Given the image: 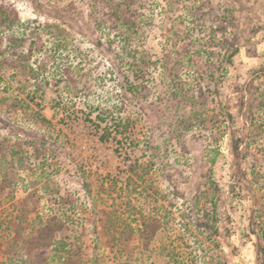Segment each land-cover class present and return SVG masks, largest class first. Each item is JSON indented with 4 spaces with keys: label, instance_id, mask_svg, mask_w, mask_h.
Listing matches in <instances>:
<instances>
[{
    "label": "rangeland",
    "instance_id": "obj_1",
    "mask_svg": "<svg viewBox=\"0 0 264 264\" xmlns=\"http://www.w3.org/2000/svg\"><path fill=\"white\" fill-rule=\"evenodd\" d=\"M113 1L0 0L19 20L0 29V264H65L71 255L77 264H264L253 231L264 210V110L247 117L241 92L264 84L255 76L264 0H210L229 17L224 31L197 17L206 0H130L139 33L128 45ZM224 40L238 50L226 71ZM235 138L247 177L261 172L250 192L233 178ZM211 195L208 238L196 219L213 211ZM108 212L131 236L109 240ZM147 216L158 222L145 242Z\"/></svg>",
    "mask_w": 264,
    "mask_h": 264
},
{
    "label": "trees",
    "instance_id": "obj_2",
    "mask_svg": "<svg viewBox=\"0 0 264 264\" xmlns=\"http://www.w3.org/2000/svg\"><path fill=\"white\" fill-rule=\"evenodd\" d=\"M207 1V7L208 10L207 12L204 14V12H199V15L197 17H200V19H204L206 16L207 18H211L209 21L213 22L216 21L218 22V29L219 30H226L227 29V24L229 22V17L225 14L224 18H221L218 13L214 10V6L210 4V0H206ZM129 3L130 0H120L117 2L113 1V6H112V10H111V14L115 15L116 17V25L117 28H119L122 31L121 34V38L124 40V42L127 43V45L129 44V40L132 38V35L134 33H139V27H137L136 23L134 21L128 20L127 19V11H129ZM112 5V4H111ZM125 6V9H124ZM204 5H200V10L203 9ZM143 15V14H142ZM202 16V17H201ZM228 17V18H227ZM143 21H145V23H148L147 20H144V17L142 18ZM17 23H19V20L17 17L12 16L8 11L4 10L2 7H0V29L3 30V28H7V29H12ZM226 25V26H225ZM133 32V34H132ZM20 38H16V40H11L12 44L17 43V41ZM218 45V44H217ZM218 47H223L224 51H223V58L220 61V68L222 67L225 71V64H230L232 62V58L234 56V54L238 51L236 47L233 46V44L231 42H229L228 40H224L222 42V45H219ZM131 50V49H130ZM136 50V49H135ZM128 52V51H127ZM128 54H131V52L129 51ZM0 68L4 67V63H7V60L2 59L1 53H0ZM138 59H135L134 61V65L135 67H138L135 69L134 71V75L135 77H140V79L145 78V73L143 72V69L140 68V66H138ZM143 61V59H142ZM145 61V60H144ZM140 62V61H139ZM137 65V66H136ZM133 67V66H132ZM5 68V67H4ZM33 69V68H30ZM37 71V70H36ZM224 71V72H225ZM34 72V70H33ZM177 76V74H176ZM255 76H258L262 79V81L264 82V69L260 70L258 74H256ZM172 77H175V74H172ZM178 77V76H177ZM0 79H1V75H0ZM175 82H177L176 88L175 89H179L181 92L179 93L180 96L183 95L182 97H186L188 96L189 92L185 93L184 90H186V86L185 83L178 78L177 80H173ZM23 91L25 92V89H23ZM23 92V93H24ZM241 92H245L247 93V103H246V116L249 117L251 120L253 119V112L254 111H260V110H264V84L261 85H253V82H249L248 85H246V87L243 89L241 88ZM35 93V92H34ZM27 95L30 97V99L32 101H34V96L33 94H30L29 92H27ZM31 95V96H30ZM192 95V94H191ZM25 100L23 99H17L15 100V104L17 105L19 108L23 107L22 109H24V105H28V103H26ZM243 103V102H242ZM36 105H39V102H36ZM36 120L40 121L42 123H46L49 124L50 120L47 119L44 114H42L40 111L36 110ZM192 120H189L188 122H190ZM104 132L101 134V136L103 137ZM256 137L252 134L251 135V139L252 141L255 139ZM241 141L242 138H235L232 140V151L235 157V162H234V168H233V178L235 179V182L240 183V182H244L248 191L250 192L252 189H254L256 183H258L257 181H259V176L261 175V172L259 170H256L255 168H251V171L249 172L251 175L250 177H247V173L246 171H244L242 169V167L240 166V158L243 157L245 158V153H247V151H243L240 147L241 145ZM264 171V170H263ZM262 174L264 175V172H262ZM141 177V176H140ZM209 186H212L215 184L214 180L212 178H209ZM257 197V196H256ZM214 195H211L209 202L210 204H213V211L212 212H207L206 210L201 211V214H197L199 215L198 218L196 219V226L202 229V232L205 233L206 237L208 238H212L215 233H216V212H215V202L213 200ZM258 198V197H257ZM264 205V203H262ZM259 209V210H258ZM257 215V219L254 220L256 221L259 226V232H256V230H253L254 233H256L257 238L259 240V244L260 246H258V248L256 249V253L257 255H259L260 260L264 261V224L261 223L262 219V215L264 213L263 210V206L261 205L260 208H257L256 210ZM193 216V213L191 212L190 214H184L185 218H191ZM107 221H109V223L107 222V227H108V233L109 235V240L113 243L114 241H121L122 238L125 237H129L131 236V233L133 231V228L130 226H126L123 225L122 227L120 226H115V222L111 219V214L108 212L107 213ZM149 221H154L155 223L158 222V219L154 216H147V218L145 220H143V224L139 225V229L141 231V235L143 238V240H145V242H147L150 238L153 237V235L155 234V227L152 229H149ZM255 222V223H256ZM142 225L144 226L142 228ZM129 227V228H128ZM77 259V257H76ZM73 258V255H71L70 258H68V260L66 261L65 264L71 263V264H77L78 260H76ZM177 264H184L183 262H178Z\"/></svg>",
    "mask_w": 264,
    "mask_h": 264
}]
</instances>
